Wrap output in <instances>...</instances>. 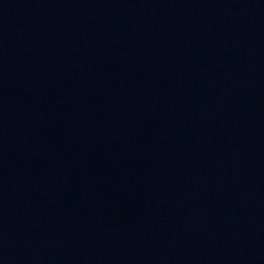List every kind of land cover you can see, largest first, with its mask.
<instances>
[{
	"label": "water",
	"instance_id": "obj_1",
	"mask_svg": "<svg viewBox=\"0 0 264 264\" xmlns=\"http://www.w3.org/2000/svg\"><path fill=\"white\" fill-rule=\"evenodd\" d=\"M0 264H264V0H0Z\"/></svg>",
	"mask_w": 264,
	"mask_h": 264
}]
</instances>
